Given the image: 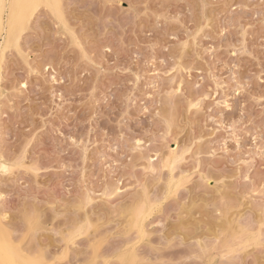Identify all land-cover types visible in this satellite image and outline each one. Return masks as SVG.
<instances>
[{
	"label": "rangeland",
	"instance_id": "1",
	"mask_svg": "<svg viewBox=\"0 0 264 264\" xmlns=\"http://www.w3.org/2000/svg\"><path fill=\"white\" fill-rule=\"evenodd\" d=\"M58 4L2 61L18 264H264V0Z\"/></svg>",
	"mask_w": 264,
	"mask_h": 264
},
{
	"label": "bare ground",
	"instance_id": "2",
	"mask_svg": "<svg viewBox=\"0 0 264 264\" xmlns=\"http://www.w3.org/2000/svg\"><path fill=\"white\" fill-rule=\"evenodd\" d=\"M33 2V0H0V80H1V74H2V61L5 55V52L7 49H9V47L13 46V45H18L19 43V39L21 37L22 31L25 30L31 20L33 19V17L35 16L36 12L38 9L36 10H32L29 5ZM54 2L56 4L60 3V0H54ZM60 5V4H58ZM59 9V8H58ZM57 10V9H56ZM60 10V9H59ZM60 12V11H58ZM57 12V14H58ZM1 83V82H0ZM173 153V151H172ZM175 153V152H174ZM173 153V154H174ZM177 153V152H176ZM170 153V156L173 157V159H175L174 156H176L174 154ZM169 155V154H168ZM166 156V155H165ZM164 156V157H165ZM167 157L166 161L164 163L167 162V164L171 165L172 163V159L171 157ZM179 159V158H178ZM176 161V160H175ZM178 161V160H177ZM177 163V162H176ZM166 165V164H165ZM153 166V165H152ZM162 166V165H161ZM164 168V167H163ZM166 168V167H165ZM171 168V167H170ZM152 169V168H151ZM172 172V171H171ZM173 174V173H172ZM171 174V175H172ZM172 178V177H171ZM183 178V177H182ZM181 178V179H182ZM179 179V178H178ZM177 179V180H178ZM176 180V181H177ZM170 182H172V180H170ZM169 182V183H170ZM173 183V182H172ZM175 183V182H174ZM171 184V183H170ZM178 187V184H176ZM174 187V186H173ZM119 190V189H118ZM173 190V189H172ZM113 192V191H112ZM169 192V191H168ZM175 192V190H174ZM170 194V193H168ZM145 198H147V196H145ZM153 199V198H152ZM148 202V201H147ZM145 203V202H144ZM136 204V203H135ZM148 204V203H147ZM146 204V205H147ZM140 205V204H139ZM142 209V207H141ZM140 209V211H142ZM149 209V208H148ZM154 209V208H153ZM139 210V209H138ZM131 211V210H130ZM139 211V213H140ZM143 212V211H142ZM130 214H132L131 212H129ZM135 213V210H134ZM138 213V212H137ZM141 214V213H140ZM1 216V215H0ZM124 216V215H123ZM130 216V215H129ZM129 216H128V220H129ZM137 217V216H136ZM1 219V218H0ZM138 219V218H137ZM138 223V220H136ZM7 223V222H6ZM131 223V221H130ZM3 225V224H2ZM142 225V224H141ZM5 228V227H4ZM18 228V227H17ZM9 230V229H8ZM7 230V231H8ZM145 230V229H144ZM20 232V231H19ZM21 233V232H20ZM146 233V232H145ZM9 234V233H8ZM10 238V236H9ZM132 238V237H131ZM13 238H10V240ZM10 240L8 239V243H10L11 245H13ZM130 240V239H129ZM249 245V244H248ZM19 246V245H18ZM203 246V245H202ZM13 247L16 250V254L13 257V259H16L17 257L21 260L23 259V257H26L25 253H22L18 248H16L14 245ZM205 248V247H203ZM146 249V248H145ZM25 251L24 248H22V251ZM69 250V248H68ZM144 250V249H143ZM42 251V249H41ZM47 252V251H46ZM27 253L28 250H27ZM148 253V252H147ZM40 255V254H39ZM43 256V254H42ZM101 256V255H99ZM138 256V255H137ZM148 257V256H147ZM9 258L7 256L3 257V260L6 262ZM78 259V258H77ZM149 259V258H148ZM147 259V260H148ZM27 261H29L30 259H26ZM47 260V259H46ZM98 260V259H97ZM96 260L97 264L98 261ZM78 262V260H76ZM52 262L48 263L51 264ZM56 264V262H54ZM53 263V264H54ZM18 264V262H17ZM44 264V263H43ZM47 264V263H46Z\"/></svg>",
	"mask_w": 264,
	"mask_h": 264
},
{
	"label": "snow or ice",
	"instance_id": "3",
	"mask_svg": "<svg viewBox=\"0 0 264 264\" xmlns=\"http://www.w3.org/2000/svg\"><path fill=\"white\" fill-rule=\"evenodd\" d=\"M32 10L36 9H58L59 5L54 2V0H33L29 5ZM139 143V142H138ZM23 158L22 154L17 156L15 159L8 158L6 159L3 156H0V177H11L15 174L18 168L22 167ZM171 194V193H170ZM9 234L2 224H0V264H17V261L13 259L16 254V250L8 243ZM257 246L264 248V237L257 242ZM248 251L246 246H238L236 248H230L224 256L225 264H243L241 257L245 255ZM7 256L9 259L5 262L3 257ZM120 264H140L135 260L129 261L126 256H119ZM25 264H42V261L39 259H32ZM105 264H110L109 261H105ZM142 264H147V262H142Z\"/></svg>",
	"mask_w": 264,
	"mask_h": 264
}]
</instances>
